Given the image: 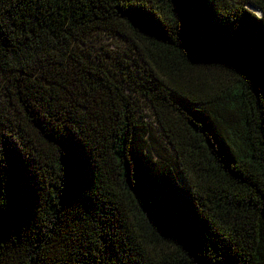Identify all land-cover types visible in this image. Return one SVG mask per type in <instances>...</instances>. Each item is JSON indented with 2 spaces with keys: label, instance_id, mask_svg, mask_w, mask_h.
<instances>
[{
  "label": "trees",
  "instance_id": "1",
  "mask_svg": "<svg viewBox=\"0 0 264 264\" xmlns=\"http://www.w3.org/2000/svg\"><path fill=\"white\" fill-rule=\"evenodd\" d=\"M0 264H264V0H0Z\"/></svg>",
  "mask_w": 264,
  "mask_h": 264
},
{
  "label": "rangeland",
  "instance_id": "2",
  "mask_svg": "<svg viewBox=\"0 0 264 264\" xmlns=\"http://www.w3.org/2000/svg\"><path fill=\"white\" fill-rule=\"evenodd\" d=\"M105 39V38H104ZM98 40H101V42H103L102 41V39H98ZM117 46H120V44H119V42L118 41H116V40H109V39H106V40H104V42H103V47L104 48H106L110 53H112V52H116L117 50H119L120 48H118ZM122 49V48H121ZM140 106H141V109H143L142 110V113L144 114V115H146V116H149V111L148 110H146V107H145V105L143 104V101H141L140 100Z\"/></svg>",
  "mask_w": 264,
  "mask_h": 264
}]
</instances>
